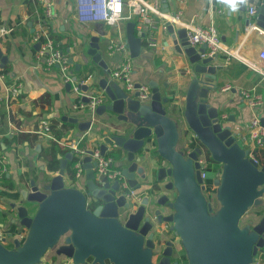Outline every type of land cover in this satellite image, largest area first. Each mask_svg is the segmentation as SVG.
<instances>
[{"label": "water", "instance_id": "water-1", "mask_svg": "<svg viewBox=\"0 0 264 264\" xmlns=\"http://www.w3.org/2000/svg\"><path fill=\"white\" fill-rule=\"evenodd\" d=\"M257 15V24L264 28V0L257 7ZM168 17L166 32L174 48L187 55L195 74L201 73L208 80L205 92L198 96L196 87L188 94L186 115L191 128L212 157L223 163L217 169L215 180L219 209L216 210L213 201H207L205 196L207 188L200 159L202 147L196 146L187 152L174 148L178 131L176 124L167 117L163 104L169 98L162 97L158 83H149L151 96L142 100L139 90L130 94L124 87L102 78L99 85L110 102L99 105L97 113L109 112L117 120L129 124L120 133L104 136L100 145L102 153L108 150L109 144L124 150L128 163L123 167V174L130 187L138 189L141 182L137 175L146 179L149 166L143 161L147 156L141 153L156 138L158 152L168 163L157 167L156 177L159 182L167 181L164 188L173 192L174 198L169 200L170 195L162 193L154 201L150 195H144L138 207L126 214L134 207V200L119 193V181L101 183L96 180V162L92 160L91 150L82 160L86 170V192L66 185L65 175L69 161L74 160V152L68 151L64 157L59 154L60 168L48 184L41 188L35 179H31L30 189L20 191L24 200L39 204L36 213L31 216L27 205L12 204L17 211L12 222L16 223L18 218L29 232L26 241L22 243L16 239L13 248L0 242V264H38L56 245L57 254L66 255L72 259V264H89V261L93 264H155L152 259L155 231L151 214L158 223H171L170 229L180 236L187 250L189 264H259L258 256L264 252V217L253 226L242 227L240 221L251 206L260 203L259 197L264 193V164L259 166L248 156L249 150L243 148L238 131L229 124L234 117L226 118L208 99L210 81L216 79L217 70L222 68L212 64L218 54H208L206 44L200 47L192 44L187 28L179 27L176 17ZM249 24L250 19H247L246 25ZM142 36L144 33L136 35L135 23L129 22L126 43L132 58L139 56L145 44ZM88 53L107 73L111 72L98 37L92 38ZM6 59L0 49L1 67ZM69 61L72 63L73 58ZM80 86L85 91L89 89L88 85ZM140 86L136 83V88ZM70 87L71 83H67V88ZM84 100L89 101V97L84 96ZM62 120L78 122V118L67 115L62 116ZM261 123L264 126V118ZM79 124L82 130H88L92 121ZM90 196L103 203L89 208L87 199ZM155 203L159 206L167 204L171 212L165 214L158 207L149 212V207H155ZM123 215L126 217L124 221ZM62 238L63 243L59 245ZM167 246L158 264H177L171 261L172 241L169 240Z\"/></svg>", "mask_w": 264, "mask_h": 264}, {"label": "crops", "instance_id": "crops-1", "mask_svg": "<svg viewBox=\"0 0 264 264\" xmlns=\"http://www.w3.org/2000/svg\"><path fill=\"white\" fill-rule=\"evenodd\" d=\"M74 1L0 0V49L3 56L7 57L4 67H1L0 61V70L8 76L10 81L20 84L19 95L14 99L8 96L5 86L0 82V146L7 157L8 166L6 178L0 182V223L5 233L0 242L9 248L15 246V240L20 238L21 233L25 234L24 239H20L24 243L29 232L18 218L16 223L12 222L17 217L16 207L14 208L12 204L27 205L31 216L36 213L39 206L36 202L30 203L24 200L20 191L24 188L30 189L31 179H35L36 183L43 188L58 173L48 168V150L51 147V141L30 131L37 126L40 119L62 120L64 115L78 118L77 123L64 121L69 124L63 127V138L81 139L82 146L101 145L104 136L120 133L129 127V124L117 120L116 116L109 112L100 115L96 111L95 119H93V110L74 108L78 97L67 88V82L64 81L59 68H45L38 59L40 40L36 39V35L41 29L39 18L45 14L46 5L50 4L52 14L45 19V26L49 28L54 39L57 38L60 43L67 44L69 59L73 58L71 64L76 73V82L79 86L81 84L89 86L88 91L81 89L85 93L104 91L99 85L102 78H108L111 83L124 87L120 80L110 79L107 70L92 59L88 50L92 44V38L98 37L99 47L103 51L109 68L118 67L125 53L117 52L110 56L108 47L111 42L118 41L120 38L126 40L127 26L129 22L134 21L124 19L115 25L100 21L81 23L75 16ZM260 2L261 0H248L247 7L241 8L237 13L229 14L228 9L217 0H212L211 3L209 0H161L163 14L180 16V21L176 22L179 27H186L184 23L191 20L201 26L211 22L217 26L228 51L220 50L217 53L218 59L212 62L214 65H221L222 68L217 70L216 79L210 81L212 85L208 90V99L211 105L217 106L226 118L234 117L235 120L229 124L233 130L238 131L239 136L249 133L254 117L264 118V75L258 70L261 63L259 54L264 48V28L259 25L255 28L250 24L246 25L247 19H250V23H257V13L251 15L249 8L258 7ZM166 10L168 13H164ZM155 20L158 45L149 47L145 43L139 56L133 58V79L140 84H149L151 81L158 83L162 97L169 98V101L163 104L167 110V117L176 124L178 131L174 148L177 151L187 152L200 146L203 149L200 159L208 162V149L191 128L186 115L188 94L192 93L196 87H198V96L205 92V82L208 80L201 73L195 74L193 64L187 55L174 48L164 27L168 19L155 15ZM2 29H6V32L3 33ZM90 68H92L91 71H89ZM85 74L87 76L83 78ZM244 90L261 95L263 102L257 106L249 104L242 96ZM108 102H110L109 99ZM87 121H92L90 129L82 130L79 123ZM12 124L23 131L15 135L11 141L10 139L6 141V138L13 137L10 133ZM24 134L27 135L26 139L23 138ZM151 141L145 147L146 151L141 153L147 156L143 157V161L149 163L148 176L143 180L140 175H137V179L141 182L139 190L143 192V196L150 195L156 201L164 191L167 181L159 182L155 171L157 167L168 165V163L158 152L156 138ZM239 141L243 148L250 147V142L247 145L240 139ZM107 151L115 156L122 168L127 165L124 150L109 144ZM60 155L64 157L66 154ZM210 156L211 163H206L207 166L204 167L207 170L205 177L207 201L214 200L217 191L215 185L217 169L223 165L211 154ZM65 181L69 187L77 185L82 187L85 184L83 181L76 185L68 170ZM154 186L156 189H153ZM15 191L19 193L17 198L8 193ZM259 199L260 203L251 206L246 212H250L248 215L250 218L245 223H240V226H253L264 217V193ZM216 203L218 204L217 201ZM137 204L134 202V206ZM219 207L220 205H217L215 209L218 210ZM61 243L63 238L58 244ZM57 247L58 245L52 250L49 249L38 264H72V259L64 254H57ZM258 259L261 260V264H264L263 255H259ZM89 264H93L92 261H89ZM108 264L111 263L108 262Z\"/></svg>", "mask_w": 264, "mask_h": 264}, {"label": "built area", "instance_id": "built-area-1", "mask_svg": "<svg viewBox=\"0 0 264 264\" xmlns=\"http://www.w3.org/2000/svg\"><path fill=\"white\" fill-rule=\"evenodd\" d=\"M36 1V0H35ZM220 11H224L220 9ZM74 12L77 21L81 23L90 22H104L110 25L118 24L121 20L127 19L134 21L136 35L142 36V40L149 47H155L158 45V39L155 35L156 20L155 15L169 19L168 15L163 14L161 10V0H75ZM249 13L255 15L257 13V7L251 6ZM51 5L47 4L45 8V14L39 18L41 26L40 31L36 35V39L40 40L39 50L37 52L40 63L45 68L58 67L64 81L71 83L70 89L78 97V102L75 103L74 108L85 109L89 108L93 110V119H95V112L99 105L108 103V96L104 91L96 93H85L74 79L75 72L73 65L69 61L68 54L62 49L60 42L56 41L47 26H45V19L51 16ZM166 16V17H165ZM179 15L176 19L179 20ZM171 19V17H170ZM188 30V36L192 44H206L208 53L210 55L217 54L220 50L228 51V48L222 42L219 30L214 22L208 25L201 26L195 23L194 20L184 23ZM252 27H257L255 22L250 23ZM166 27V25H164ZM5 33L6 29H2ZM125 53L124 59L118 67L111 69L109 73L110 79L120 80L124 88L130 94H134L136 90H139V98L147 100L151 96V87L149 84H141L139 88H136V81L133 79L134 62L130 55L129 48L126 40L120 38L118 41L111 42L108 47V54L114 55L115 53ZM260 66L258 70L264 75V48L260 51ZM0 82L5 86V89L10 98H17L20 92V84L14 81H10L8 76L0 70ZM254 90V89H252ZM84 96L89 97V101H85ZM243 98L251 105L257 106L263 102L261 95L254 93L250 90L242 91ZM23 129L12 124L10 131L11 135H17L22 132ZM32 133L41 137H46L49 140L55 141L64 151L74 152V182L80 184L85 182L82 187H78L80 190L86 192V170L83 166V158L89 154V150L92 151V160L96 162L95 173L96 180L101 183L106 181L120 182V192L125 194L127 198H132L134 202L139 203L143 198V192L138 189L130 187L128 180L123 174V168L118 164L113 154L106 151L102 153L100 145L82 146L81 139L79 140H66L65 138L57 137L53 131L51 121L49 119H40L37 126L30 130ZM239 139L249 144L248 156L259 166L262 165L261 161L257 158L255 151L264 149V126L261 123L259 117H254L250 124V131L246 135H238ZM203 166L206 167L207 161H202ZM203 167L202 177L205 178L207 170ZM7 157L0 146V182L3 181L5 174H7ZM95 197H88L87 206L91 209L95 208ZM3 226L0 223V241L4 238ZM19 239H24L25 234L21 233ZM260 255H263L262 252ZM261 264V260H257Z\"/></svg>", "mask_w": 264, "mask_h": 264}, {"label": "flooded vegetation", "instance_id": "flooded-vegetation-1", "mask_svg": "<svg viewBox=\"0 0 264 264\" xmlns=\"http://www.w3.org/2000/svg\"><path fill=\"white\" fill-rule=\"evenodd\" d=\"M208 162L211 163V160H208ZM153 189H156L155 186H154ZM119 193L121 194V192H119ZM162 193H167L168 195H170V199L169 200L173 199L172 194H171L172 192H170L169 190H166L164 188V191ZM205 194H207V190H205ZM215 198H216V193H215L214 200H213L214 208H215V206L220 205L219 203L218 204L216 203L217 200ZM128 199H130V198H128ZM102 203H103V201L101 199L96 198L95 206L100 205ZM138 205H139V203L136 206H134L133 208H131L132 210H130V211L128 210L126 212V214H129L131 211L135 210L138 207ZM166 206H167V204L162 205L161 207H163V209H164V208H166ZM170 212H171V209H169V211L165 212V214H168ZM125 219H126V217L123 215L122 221H124ZM165 226H166V229H167V230H165L166 234L167 235L172 234V235H174V237L176 236L178 239L177 240H173L171 238H168L164 242L161 243L159 240L156 239L157 236L155 235L154 236L155 246L153 248V254H152L153 262L155 264H158L159 263V261L161 260V258L164 256L163 255L164 254V251L168 247L167 246V242L170 240V241H172L171 261L173 263L177 262V264H185V260H187L188 261V264H189V258H188L187 250H186L185 246L182 243V239L180 238V236H178V235L175 234V231L174 230H171L170 229L171 223L166 222V225Z\"/></svg>", "mask_w": 264, "mask_h": 264}, {"label": "trees", "instance_id": "trees-1", "mask_svg": "<svg viewBox=\"0 0 264 264\" xmlns=\"http://www.w3.org/2000/svg\"><path fill=\"white\" fill-rule=\"evenodd\" d=\"M56 41L60 42L59 39L55 38ZM62 49L67 53V44H63V43H60ZM92 68L89 69V71H91ZM76 74V73H75ZM86 74L83 75L82 77L83 78H86ZM51 124H52V127H53V131L55 133V135L59 138L63 137V127H65V125L69 124L67 122H64L62 121L61 119L59 118H53L51 119ZM24 139L27 138V135L24 134L23 135ZM15 135L11 138H6L5 140L8 141L10 139V141L12 140V138H14ZM51 141V147L49 148L48 150V168L52 171H58L59 168H60V159L58 157L59 154H66L67 151H64L61 149V147L58 145V143H56L55 141ZM208 159L212 161V158L210 156V152L208 151ZM255 154L257 156V158L261 161L262 165L264 164V149H260V150H256L255 151ZM74 162L75 160H72L69 164V167H68V172L71 176L72 179H74V168H73V165H74ZM6 178V174L4 176V179ZM156 188V187H155ZM12 197L14 198H17L19 193L17 191L15 192H8ZM185 264H188V261L185 260Z\"/></svg>", "mask_w": 264, "mask_h": 264}, {"label": "rangeland", "instance_id": "rangeland-1", "mask_svg": "<svg viewBox=\"0 0 264 264\" xmlns=\"http://www.w3.org/2000/svg\"><path fill=\"white\" fill-rule=\"evenodd\" d=\"M172 194V197L174 198V196H175V194L172 192L171 193ZM159 208V209H161L162 207L161 206H159V205H156V203H155V207H149L150 209H149V212H151V211H153L155 208ZM162 211L165 213V212H167V211H169V209L166 207V208H164V209H162ZM126 213V212H125ZM250 213V212H249ZM249 213H246V215L245 216H243L244 218H242V220H241V222L240 223H245L249 218H248V215H249ZM151 216H153V222H154V231H155V235L157 236L156 237V239L157 240H159L161 243L162 242H164L166 239H168V238H171V239H173V240H177L178 238L175 236L174 237V235H172V234H169V235H167L166 234V232H165V230H167L166 229V222H164V223H158L157 222V219L155 218V216H154V214H151ZM17 224H18V222H17ZM176 234V233H175ZM181 241V240H180ZM182 244V243H181ZM180 244V245H181ZM160 246V245H159ZM52 249H54V248H51L50 250H52Z\"/></svg>", "mask_w": 264, "mask_h": 264}, {"label": "clouds", "instance_id": "clouds-1", "mask_svg": "<svg viewBox=\"0 0 264 264\" xmlns=\"http://www.w3.org/2000/svg\"><path fill=\"white\" fill-rule=\"evenodd\" d=\"M209 2L211 3L212 0H209ZM217 2L224 5L228 9L229 14L237 13L242 7H247L248 5V0H217Z\"/></svg>", "mask_w": 264, "mask_h": 264}]
</instances>
